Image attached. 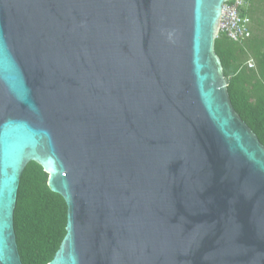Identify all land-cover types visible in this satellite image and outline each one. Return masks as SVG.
<instances>
[{
	"label": "water",
	"instance_id": "obj_1",
	"mask_svg": "<svg viewBox=\"0 0 264 264\" xmlns=\"http://www.w3.org/2000/svg\"><path fill=\"white\" fill-rule=\"evenodd\" d=\"M226 0H0V264L21 174L66 206L47 264H264V146L214 51Z\"/></svg>",
	"mask_w": 264,
	"mask_h": 264
},
{
	"label": "trees",
	"instance_id": "obj_2",
	"mask_svg": "<svg viewBox=\"0 0 264 264\" xmlns=\"http://www.w3.org/2000/svg\"><path fill=\"white\" fill-rule=\"evenodd\" d=\"M263 2L264 7V0ZM247 14L253 12V0H247ZM264 13V8H263ZM261 27L260 22H257ZM252 25V23H251ZM252 30V28H251ZM227 91L239 117L256 134L264 146V37L253 35L238 41L219 33L214 41ZM254 59L255 68L247 60ZM66 206L47 187V174L34 162H29L20 177L13 228L22 264H47L65 235Z\"/></svg>",
	"mask_w": 264,
	"mask_h": 264
},
{
	"label": "built area",
	"instance_id": "obj_3",
	"mask_svg": "<svg viewBox=\"0 0 264 264\" xmlns=\"http://www.w3.org/2000/svg\"><path fill=\"white\" fill-rule=\"evenodd\" d=\"M247 0H226L222 4L218 19V32L232 41L250 36V18L247 12ZM251 67V64H248Z\"/></svg>",
	"mask_w": 264,
	"mask_h": 264
},
{
	"label": "rangeland",
	"instance_id": "obj_4",
	"mask_svg": "<svg viewBox=\"0 0 264 264\" xmlns=\"http://www.w3.org/2000/svg\"><path fill=\"white\" fill-rule=\"evenodd\" d=\"M253 12L250 14L252 33L258 37H264V13H263V2L261 0H253ZM257 22H260L261 27L258 26ZM253 61V60H252Z\"/></svg>",
	"mask_w": 264,
	"mask_h": 264
},
{
	"label": "clouds",
	"instance_id": "obj_5",
	"mask_svg": "<svg viewBox=\"0 0 264 264\" xmlns=\"http://www.w3.org/2000/svg\"><path fill=\"white\" fill-rule=\"evenodd\" d=\"M249 18H250V17H249ZM219 33H220V32L217 31V37H218V34H219ZM250 33H251V19H250ZM217 37H216V38H217ZM230 40H231V39H230ZM248 64H251V67H249ZM246 65H247L248 68H252V67H254V64H253L252 59L247 60Z\"/></svg>",
	"mask_w": 264,
	"mask_h": 264
},
{
	"label": "crops",
	"instance_id": "obj_6",
	"mask_svg": "<svg viewBox=\"0 0 264 264\" xmlns=\"http://www.w3.org/2000/svg\"><path fill=\"white\" fill-rule=\"evenodd\" d=\"M253 64H254V67H253V69L255 68V65H256V62H255V60L253 59Z\"/></svg>",
	"mask_w": 264,
	"mask_h": 264
}]
</instances>
